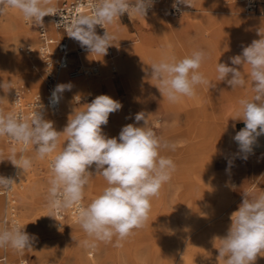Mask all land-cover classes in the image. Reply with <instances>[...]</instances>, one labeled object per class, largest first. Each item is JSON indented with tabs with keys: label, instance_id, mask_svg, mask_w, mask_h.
<instances>
[{
	"label": "clouds",
	"instance_id": "obj_1",
	"mask_svg": "<svg viewBox=\"0 0 264 264\" xmlns=\"http://www.w3.org/2000/svg\"><path fill=\"white\" fill-rule=\"evenodd\" d=\"M155 3L156 0H94L90 13L75 15L63 22V28L90 55L104 57L118 38L117 32H110L105 26L118 25L125 14L146 19ZM180 4L189 5L188 0H174L172 6L179 10ZM9 10H16L25 22L39 27H43L45 16L57 15L54 0H0V15ZM96 26L105 29L103 35L97 34ZM257 34L259 39L242 45V52L229 58L230 64L216 65L217 80L226 81L232 89L245 87L251 81L254 95L238 100L233 118L244 124L232 138L243 160L253 153L257 138L264 135V28L260 27ZM209 58L202 48L193 49L182 58L166 51L150 63V78L169 104H177L185 97L195 98L198 88L211 86L200 71ZM244 65L249 66L247 77L237 67L243 69ZM11 88V82L0 83L5 92ZM71 88V83L57 84L49 104L56 106L61 94ZM39 100L40 97L30 117L0 110V137L14 142L7 153L0 150V163L10 162L18 170L17 176H24L34 161L51 157L47 217L55 219L75 208L77 223L85 234L81 247L95 249L104 243L123 248L135 231L146 226L152 199L159 196L176 171L174 160L161 154L174 151L175 144L157 135L143 111L134 115L136 123L122 127L118 137H107L102 126L107 125L110 114L122 109V104L106 94L96 96L83 110L74 111L62 132L45 118V108ZM140 121L144 125L136 126ZM61 136L65 138L62 146ZM30 148L33 155L26 154ZM232 163L228 162L229 167ZM93 165L95 175L102 176L107 187L85 206V188L95 176L89 171ZM14 184L17 183L13 177L0 175V192H10ZM242 197V203L230 215L226 236L215 238L219 240L218 258L224 264H255L258 256L264 257V192L245 190ZM25 226L5 223L0 227V250H11L20 257L33 250L37 237L25 231ZM21 264L25 262L22 260Z\"/></svg>",
	"mask_w": 264,
	"mask_h": 264
},
{
	"label": "rangeland",
	"instance_id": "obj_2",
	"mask_svg": "<svg viewBox=\"0 0 264 264\" xmlns=\"http://www.w3.org/2000/svg\"><path fill=\"white\" fill-rule=\"evenodd\" d=\"M55 1V4L59 3ZM190 1V7L194 8L181 15L170 13L171 3L168 0L162 1L161 10L165 12V22L155 26L150 24L142 27L137 16L128 17L125 14L119 21V28L126 33V37L117 40L115 46H112L113 49L117 52V45L122 46L121 50L136 47L142 40L143 44L153 46L155 50L158 48L157 36H168L176 43H189L190 34L176 25L185 14L202 13V4L206 2L210 6V18L218 21L219 18L230 15L238 4L234 3L235 0ZM155 13L156 9L146 19L152 22ZM246 15L264 19V15ZM214 24L215 26L209 29L211 32L193 35V40L197 42H202L207 36L218 43L221 42L215 48H206L204 45L201 47L210 58L201 66L200 71L209 79L211 86L198 88L195 98L185 97L177 104H169L154 86L155 81L150 78V70L145 67L142 55L136 58L139 71L131 73L126 82L117 76L111 90L104 87L103 90H87L74 95L76 107L81 110L92 100L77 102L78 96L86 97L92 94L96 97L110 92V97L121 102L122 109L109 116L107 124L113 127L109 138L118 137L122 127L129 124L127 121L136 123L134 115L143 111L157 135L175 144L174 151L166 150L161 153L174 160L176 171L170 182L161 188L159 196L152 199L146 226L135 231V234L124 242L123 248L100 243L95 249H85L80 245V241L85 239V234L78 223L68 221L65 225L58 226L56 220L51 217L43 221L40 212L43 200L47 205V178L50 175L48 157L40 165L34 161L33 168L29 170L35 183L25 202L19 198L17 191L13 192L21 226H24L23 216L32 221L31 232L26 227L25 231L37 237L33 250L26 252L23 257L11 250H0V258L7 256V261H0V264H18L22 259H27L29 264H182L180 250L185 248L192 251L194 241L201 234L209 236L204 241L205 256L194 264H224V261L218 258L219 240L215 238L226 236L231 224L230 215L242 203V193L245 190H253L257 194L264 192V149L259 150L264 146H261V141L257 138L254 151L249 154L248 159L239 158L238 146L232 139L240 130L239 127L235 128L239 120H233L234 113L238 100L251 99L254 93L250 87L232 89L226 81L217 80L216 72L218 62L230 64L229 58L236 55V52H242L243 44L249 45L255 38L259 39V36L244 32L241 26H234L230 32L225 28V35L230 33V38L221 39L217 31L224 24ZM108 29L110 32L114 31L112 25H108ZM32 30L14 10L0 15V83L8 81L12 85L7 92L0 89V110L5 112L11 110L12 95L17 88L24 90L28 97L35 93L45 95V90L41 92L32 88L35 76L40 81L44 80L41 62L39 67L34 65L37 55L30 57L25 52L28 45L37 44V34ZM16 43L22 46V52L18 56L13 50ZM171 53L177 58H182L190 52L175 49ZM237 67L243 70L247 77L249 66L244 65L243 69L242 66ZM219 82L224 97L216 103L214 88ZM4 100L8 105H5ZM143 125L144 121L136 124ZM0 138L7 147L13 146ZM229 161L233 162L230 167ZM2 175L7 174L4 172ZM102 185L107 187L104 178ZM222 190L225 191L224 197L220 198ZM0 198L4 204L0 212V227H3L7 199L2 196ZM84 200L86 205L92 200L86 191ZM185 217L190 221V231L182 234ZM255 264H260L259 257Z\"/></svg>",
	"mask_w": 264,
	"mask_h": 264
},
{
	"label": "bare ground",
	"instance_id": "obj_3",
	"mask_svg": "<svg viewBox=\"0 0 264 264\" xmlns=\"http://www.w3.org/2000/svg\"><path fill=\"white\" fill-rule=\"evenodd\" d=\"M162 1H164V0H159L158 3L154 6V9H156V13L154 16V20H152V22H150L147 19H144L142 17H137L139 20L140 26L145 27L147 25L149 26L150 24H153L155 26L158 23L165 22L164 18L166 17V15H165V12L163 10H161L162 9V6H161ZM168 1H169V3H171V0H168ZM235 2H236V0L234 1V3ZM55 3H56V1L54 0V4ZM188 3L190 4V3H192V1L189 0ZM203 3L204 4H202V5H203L204 9H203L202 13H200V14L199 13L198 14H185V16L182 18V20L176 24L179 29L183 30L185 33L190 34V38H188L189 43L188 42H181V41H178L176 43V42H173V39L169 38L168 36H157L156 39H157L158 48L155 50H154L153 46H148V45L146 46L145 44L142 43V40H141V43L139 45H137L136 47L128 48V49H122L121 50L122 46L117 45L116 48L118 51L115 52V50H114V55H112V56L107 55L104 57H100V56H96L95 54L90 55V53L83 52V51L78 53L79 57L74 56L71 59V62L74 65L79 62V59H80L83 67L94 65L92 63L95 62L99 66V71H98L97 75H95V76H79V77H74V78L71 77L70 74H68L69 71L62 72L59 75L58 83L59 84L71 83L72 88L70 91L66 90L61 94V98H60L61 108L59 109V111L53 112L49 109H47L45 111L46 119L53 121L55 129L57 131L62 132L64 127L68 123V119L71 118L70 116L73 114V112L81 110V109H78L76 107V104L74 102V95L79 93V92H83V91H87V90H94V89L103 90L104 87H107L109 90H111L115 84L114 80L117 78V76L120 77L123 82L124 81L126 82L128 79H130L131 73L139 71L137 68V62H136V58L139 55H142L144 57L143 58L144 59V65L148 70H150L149 69L150 63L154 60H158L161 57V55L166 51L172 52L173 50L178 49V50H183V52L189 53L193 49L200 48L199 44L193 40V33L194 32L198 33V34H201V33L203 34L206 32L209 33V32H211V30L209 31V29H211L213 26H215L214 22H216L215 20L211 19L210 18L211 16L208 14V12L210 11V9H208L210 7L209 4L206 2H203ZM191 9L192 8L190 6H185L184 12H188ZM242 9H243L242 6L237 4V5H235L233 11L230 12V15H228L224 18H238L240 20V22L236 26H241V27L243 26L242 22H244L245 25L248 26L247 23H250L252 25V23L254 21H258V20H256L255 16H247L244 9H243V11H242ZM14 12H15V14H17V16L19 18H21V15L16 10H14ZM149 15H150V13L147 16H149ZM204 20H209L211 23L208 25H205V28L202 27V28L196 29L195 31L192 30L193 33L192 32L189 33V31H188L189 28L194 27V26L197 27L196 23L198 21H204ZM261 21L264 22V20H261ZM224 25H225V27H224ZM224 25L221 26L219 28V30L217 31V34L221 35V39H227L229 37V35H231L228 32L227 33L229 35H225V31H226L225 28H227L230 32L232 27H234L231 24H224ZM112 26L114 27L113 32H117V36H118L117 40H121L122 38L126 37V33L121 28H119V26H120L119 22H118V25H112ZM202 26H204V25H202ZM49 29L53 33H55L56 35H59V33L54 29V27L50 21H49ZM32 31L36 34V32L34 30H32ZM69 41H70L73 49L80 47V44L78 42L74 41L73 39L69 38ZM220 43L221 42L218 43L217 40L215 41L214 39L207 36L206 38H204L202 40L201 45L203 44L204 47H206V48H215V46L219 45ZM169 45L171 46L170 49L168 47ZM13 50L17 56L20 55L22 52L21 44L16 43L13 47ZM91 60H92V62H91ZM40 62H41V59L37 56L35 58L34 65L36 67H39ZM89 62H91L90 65L88 64ZM41 64H42V62H41ZM117 71H118V74H116ZM220 87H221L220 82L218 84L216 83L215 88H214V95L216 96L214 101L216 103L222 97H224L223 90H221ZM245 87L252 88L250 80L248 81V83L246 84ZM32 88H37L41 92L42 91L44 92V90H45L44 80L40 81V79L35 76L34 80L32 82ZM109 94H111V93L110 92L107 93V95H109ZM45 95H46V90H45ZM91 95H86V98L89 99L91 97ZM76 98H79V97H76ZM4 103H5V105H8L6 100H4ZM127 122L130 124L129 121H127ZM112 128L113 127L111 124L103 125L102 131L108 137V135L112 131ZM2 138L6 141V139L4 137H2ZM60 139H61V142L63 144L65 138L63 136H61ZM258 139H259V141H261V143H260L261 146H264V135L259 136ZM8 149H9V147H7L4 143V141L0 138V150H3L5 153H7ZM33 154H34V152L30 148V151L28 152L27 155H33ZM50 159H51V157H49V160ZM43 161L36 160L37 164H39V165L42 164ZM89 170H91V172H93V174L95 175L94 165ZM17 171L18 170L13 165H11V163L8 161L0 163V175H2L5 172L7 174L5 177H13L16 180L17 184H14L13 190L18 192L19 198L24 203L28 194L34 189L35 179H34V176L30 173V171H28L24 176L22 174L20 176H17ZM20 171L22 173V170H20ZM49 178H50V175L47 179L49 180ZM102 181H103V177L98 175V174L93 176L90 179L89 184L85 188L86 194L89 196L90 199H94L96 196H98L103 191L104 187L102 185ZM221 192H222V195L220 196V198L224 197L225 191L222 190ZM3 205L4 204L2 203V199L0 198V212L2 211ZM5 207L7 208L6 205H5ZM48 212H49V208L45 204V200H43V204H42V208H41V212H40V218L43 221H46L47 216H48ZM204 214H205V212H204ZM200 220L201 219H199V221ZM212 220L213 219H211V221ZM22 221H23L22 223L24 225H26L25 227L28 229V231L31 232L30 229L32 227V221L29 220L25 216H23ZM17 222L21 225L20 219L17 218ZM71 222H73V221H71ZM73 223H77V222H73ZM183 223H184V227H183V230L181 231L182 234H185L186 232L189 233L190 221L185 217ZM209 232H211V231H209ZM207 236L208 235L205 236V235L201 234V236H199V238L194 241V243L192 245L193 246L192 251L189 249H185V248H182L180 250V255L183 259L182 264H194V262H196L197 260H200L201 258H203L205 256V243H204V241H205ZM258 257L260 260V264H264V257H260V256H258ZM6 258H7V256H6ZM22 260L24 261L25 259H22ZM0 261H2V258H0Z\"/></svg>",
	"mask_w": 264,
	"mask_h": 264
},
{
	"label": "built area",
	"instance_id": "obj_4",
	"mask_svg": "<svg viewBox=\"0 0 264 264\" xmlns=\"http://www.w3.org/2000/svg\"><path fill=\"white\" fill-rule=\"evenodd\" d=\"M59 3L55 4L57 8V15L53 16H45L43 18L44 25L43 27L36 26L33 23L26 24L33 29L37 34V44L28 45L26 47V54L28 56L37 55L42 63H43V71L45 76V89L46 95H42L40 93H36L31 97H28L24 90L21 88H17L14 90L11 100V110L16 111L17 113L23 114L25 117H30L36 107L38 102V98L40 97L39 103L42 104L45 108L57 112L61 108V100L56 106H51L49 104V100L51 97L52 90L54 87L59 84L58 78L59 75L64 71H69L71 77H79V76H95L99 71L98 64L90 65L83 67L82 65H78L73 67L71 62L72 54L74 52H87L85 49L79 48L73 50L72 45L69 41V37L65 29L63 28V22L69 20L80 13H90L91 8L89 7L94 0H58ZM159 0H156L155 5ZM174 0H171V5L169 7L170 13H174L175 15H181L185 11L184 4H180L179 10L173 8ZM236 3L241 4L246 13L251 15H264V0H236ZM154 5V6H155ZM194 8V7H191ZM154 7L148 12L151 13ZM48 21H50L54 27V29L59 33L58 36H55L54 33L48 27ZM61 22V23H60ZM60 23V24H59ZM108 30V25L105 26ZM105 29L96 26V32L99 35H103ZM109 31V30H108ZM108 54L110 56L114 55L113 47L108 49ZM95 98L94 95L88 99L86 97L76 98L77 102L91 101ZM9 144L13 145V141L9 138L4 137ZM19 146V145H17ZM20 147V146H19ZM14 186V185H13ZM14 190L10 192H0V197H5L7 199V209L5 216L2 220V224L4 226L7 223L8 226H11L13 223L17 222V205L16 199L14 197ZM82 204L86 206L85 200L83 199ZM57 220L58 226H63L68 221L77 222V214L75 208L66 210L62 212L60 215L55 217ZM2 261L6 262L7 258L4 256ZM25 264H29L27 259L24 260ZM21 264V261L18 263Z\"/></svg>",
	"mask_w": 264,
	"mask_h": 264
},
{
	"label": "crops",
	"instance_id": "obj_5",
	"mask_svg": "<svg viewBox=\"0 0 264 264\" xmlns=\"http://www.w3.org/2000/svg\"><path fill=\"white\" fill-rule=\"evenodd\" d=\"M236 3V2H235ZM239 5H241V4H239ZM242 6V5H241ZM242 8H243V6H242ZM244 9V8H243ZM245 11V10H244ZM248 14V13H247ZM249 15H251V14H249ZM224 19V20H223ZM221 20V21H220ZM256 20H258V21H254L253 23H252V25L250 24V23H247L248 24V26L247 25H245V23L244 22H242V29H243V31L245 32L246 31V33H250V34H252L253 36H256V35H258L257 34V32H258V29L260 28V27H262V28H264V22L263 21H261V20H264V19H262V18H256ZM231 22V23H230ZM239 22H240V20L238 19V18H223V17H221V18H219V20L218 21H216V22H214V23H216V24H231V25H233V26H236V25H238L239 24ZM211 22L209 21V20H204V21H198L196 24H197V27L196 26H194V27H191V28H189V33H193V31H195L196 29H199V28H205V25H208V24H210ZM213 23V22H212ZM202 25H204V26H202ZM193 30V31H192ZM33 32V31H32ZM52 32V31H51ZM55 34V33H54ZM198 33H193V35H197ZM55 36H58V35H56L55 34ZM195 41V40H194ZM196 43H198L199 44V47L201 48V47H203V44L201 45V41H195ZM201 45V46H200ZM244 46H247L246 44H243ZM79 48H81V46L80 47H77L76 49H79ZM76 49H73V50H76ZM241 53V52H240ZM239 53V54H240ZM236 55H238V53L236 52ZM79 57V55H78V53H76V52H74L73 54H72V58L73 57ZM233 56H235V54L233 55ZM42 62V61H41ZM73 64V63H72ZM92 64H96L95 62H93ZM78 65H82L81 64V61H80V59H79V62L77 63V64H73V67H75V66H78ZM42 74H43V77H44V86H45V76H44V71H43V63H42ZM46 90V89H45ZM36 94V93H35ZM34 95V94H33ZM238 127L240 128V130L244 127V124H243V122L242 121H238L236 124H235V128L236 129H238ZM264 148H262V149H259V150H263Z\"/></svg>",
	"mask_w": 264,
	"mask_h": 264
}]
</instances>
